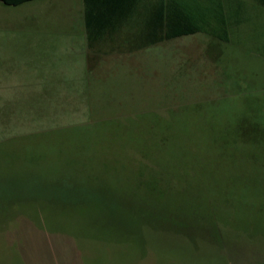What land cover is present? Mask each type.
Segmentation results:
<instances>
[{
	"label": "rangeland",
	"instance_id": "obj_1",
	"mask_svg": "<svg viewBox=\"0 0 264 264\" xmlns=\"http://www.w3.org/2000/svg\"><path fill=\"white\" fill-rule=\"evenodd\" d=\"M185 2L227 41L93 50L80 0L0 3V264L264 259V7Z\"/></svg>",
	"mask_w": 264,
	"mask_h": 264
},
{
	"label": "trees",
	"instance_id": "obj_2",
	"mask_svg": "<svg viewBox=\"0 0 264 264\" xmlns=\"http://www.w3.org/2000/svg\"><path fill=\"white\" fill-rule=\"evenodd\" d=\"M26 1L31 0H0L13 6ZM257 1L264 7V0ZM83 5L85 40L91 49L110 42L116 48L134 50L195 33L227 41L228 15L220 4L202 7L185 0H83Z\"/></svg>",
	"mask_w": 264,
	"mask_h": 264
},
{
	"label": "crops",
	"instance_id": "obj_3",
	"mask_svg": "<svg viewBox=\"0 0 264 264\" xmlns=\"http://www.w3.org/2000/svg\"><path fill=\"white\" fill-rule=\"evenodd\" d=\"M1 3V2H0ZM1 4H3V3H1ZM5 5V4H4ZM80 5H81V19H82V25H83V27H84V21H83V7H84V5H83V0H80ZM84 33H85V31H84ZM262 261H264V259L263 260H258L257 262H262ZM253 263H256V262H253ZM253 263H249V264H253Z\"/></svg>",
	"mask_w": 264,
	"mask_h": 264
}]
</instances>
